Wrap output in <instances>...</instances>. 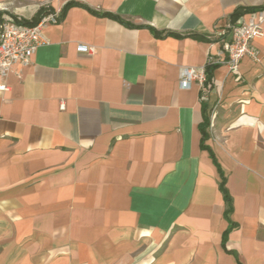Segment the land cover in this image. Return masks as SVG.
I'll return each mask as SVG.
<instances>
[{
    "label": "crops",
    "instance_id": "crops-1",
    "mask_svg": "<svg viewBox=\"0 0 264 264\" xmlns=\"http://www.w3.org/2000/svg\"><path fill=\"white\" fill-rule=\"evenodd\" d=\"M263 5L0 0L16 20L59 16L0 96V264H264V38L237 77L218 65L208 93L178 86Z\"/></svg>",
    "mask_w": 264,
    "mask_h": 264
},
{
    "label": "built area",
    "instance_id": "built-area-1",
    "mask_svg": "<svg viewBox=\"0 0 264 264\" xmlns=\"http://www.w3.org/2000/svg\"><path fill=\"white\" fill-rule=\"evenodd\" d=\"M58 13H50L40 18L35 25H25L12 17L3 15L0 19V96L8 91L5 80L16 73L15 68H26L36 50L47 44L43 30L50 24L58 22ZM264 12L253 13L247 21L229 26L218 33L224 36V41L215 64L224 65L233 76L239 75V66L243 58L247 57L253 62H259V53L254 47L256 39L264 38L262 28ZM78 51L92 55L93 47L78 45ZM208 62H212L210 59ZM19 75L18 73H16ZM196 83L202 93H208L210 84H206L204 69L185 68L180 71L178 86L180 89H189ZM205 97V96H204ZM205 100V98H202Z\"/></svg>",
    "mask_w": 264,
    "mask_h": 264
},
{
    "label": "trees",
    "instance_id": "trees-1",
    "mask_svg": "<svg viewBox=\"0 0 264 264\" xmlns=\"http://www.w3.org/2000/svg\"><path fill=\"white\" fill-rule=\"evenodd\" d=\"M71 6H77V4H75V3H68V4L65 6V8H64V12H65V10H67L68 8H70ZM263 10H264V5H263L262 7H260L259 9H256V10H255V9H252V10H250V11H248V12L255 13V12H257V11H263ZM90 12H91L92 14H94L95 16H97V17L109 18V19H111V20H114V21L119 22L120 24H122V25H124V26H126V27H130V25H128L127 23L123 22L119 17L114 16V15H112V14H108V13L97 14V13H95V12H93V11H90ZM47 13H48V12H47L45 9L42 8V9L39 10V12H38V13L33 17V19H31L30 21H23V20H19V21H20V23H22V24L32 26V25H35L36 23H38V21L40 20V18H41L42 16H44V15H47ZM242 13H243V11L241 12V11L238 10V11H236V12L234 13V17H238V16H240ZM2 14H3V13H0V16H2ZM62 14H63V13H62ZM61 16H62V15H61ZM152 33H153V35H154L155 37H157V38L166 37V36H174V37H177V38L180 37V36H178V35H173V34H171V33H165V34H163V33H158V32H156V31H154V30H152ZM191 37H193V38L196 39V40H203V41L206 40L205 38L200 37V36H197V35H191ZM217 66H218V64L210 63V62H208V63L205 65V67H204V73H205V76H206V84H210V82H211V73H212V70H213L214 68H216ZM210 89H211V84H210ZM209 126H210L209 117H207V116L204 115V116H203V123H202V126L200 127V132H201V135H202V139H201V148H202V149H205V150L208 151V153H209V155H210V158H211L213 164L217 167L218 172H219V174H220L221 182H220L219 187H220V191L222 192V194H223V196H224V202H225V204H226V210H225V214H224V215H225L226 220H228V215L231 213L232 209H231V200H230V198H229V196H228V194H227V191H226L225 188H224L225 180H224L223 174L221 173L220 168H219V166H218V164H217V162H216V160H215V158H214V155L212 154L211 150H210L209 148H206V147L203 146V142L205 141V139H206L207 136H208V134H207V130H208ZM232 227H233V225H232L231 223H229L228 229L224 232V234H223V236H222V247L225 246V241H226V239H227L228 233L232 230Z\"/></svg>",
    "mask_w": 264,
    "mask_h": 264
},
{
    "label": "rangeland",
    "instance_id": "rangeland-1",
    "mask_svg": "<svg viewBox=\"0 0 264 264\" xmlns=\"http://www.w3.org/2000/svg\"><path fill=\"white\" fill-rule=\"evenodd\" d=\"M4 14H2V16H3ZM2 16H0V19L2 18Z\"/></svg>",
    "mask_w": 264,
    "mask_h": 264
}]
</instances>
